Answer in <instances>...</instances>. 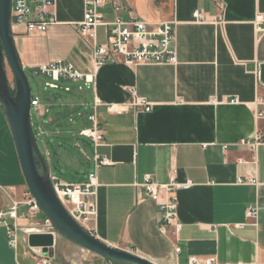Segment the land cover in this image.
<instances>
[{
    "label": "crops",
    "instance_id": "obj_1",
    "mask_svg": "<svg viewBox=\"0 0 264 264\" xmlns=\"http://www.w3.org/2000/svg\"><path fill=\"white\" fill-rule=\"evenodd\" d=\"M87 1L54 0L55 25L44 35H28L25 26L12 25L25 71L59 60L84 74L93 71L92 46L77 32ZM220 4L224 24L193 21L196 9L218 16ZM123 7L119 16L125 20L177 22L178 63H108L98 71L96 89L90 88L92 104L95 98L104 105L126 104L131 101L128 88L134 86L153 108L123 115L105 106L97 110L105 133L98 152L111 164L97 169L98 216L83 228L152 264H188L192 256L215 257L217 264H264V144L255 152L240 145L243 139L264 138V120L255 117L264 111V104L257 105L264 101V31L259 30L264 29V0H123ZM113 8L109 3L100 10L105 22L114 20ZM106 40L107 27L100 26L97 43ZM73 83L79 91L83 87ZM64 87L73 92L70 85ZM173 168L179 182L194 184L178 192L183 230L177 239L162 234L157 204L136 187L147 175L169 182ZM240 179L256 184H240ZM29 194L0 103V213ZM26 209L21 205L18 210L19 225H41L46 219ZM249 209L256 211L255 218L247 216ZM10 223L8 216L0 220V264H115L58 234L52 257L31 248L21 233L12 248L6 230Z\"/></svg>",
    "mask_w": 264,
    "mask_h": 264
},
{
    "label": "built area",
    "instance_id": "obj_2",
    "mask_svg": "<svg viewBox=\"0 0 264 264\" xmlns=\"http://www.w3.org/2000/svg\"><path fill=\"white\" fill-rule=\"evenodd\" d=\"M109 3L113 4L115 18L111 22H105L100 10ZM220 14L210 16L202 10L196 9L192 14L193 21L198 24H224V5L220 4ZM124 10L123 0H88L83 16V21L78 25L77 32L81 39L88 40L92 46L93 71L88 74L80 72L71 62L54 61L46 65L30 67L29 72L34 76H43L48 79L46 87L51 90L64 89L70 92V87H62L60 82L82 83L84 88L96 89L98 71L108 63L125 64L130 67L150 64H171L178 63L175 48V26L177 22H163L151 24L137 18L125 20L119 16ZM12 25L25 26L28 35H44L49 28L55 25L54 0H13ZM100 26L107 27V40L103 44L97 43V30ZM261 32L263 28H259ZM259 69L257 70V73ZM131 101L126 104H102L95 98L93 104L94 113L90 116L93 127L81 130L80 137L91 140L94 146L95 170L90 172L88 179L82 183H65L57 179L51 173V180L55 193L72 218L79 224L97 218L98 208L95 201L98 189L97 169L103 165H110L108 158L99 154L98 150L105 140V133L102 129L96 112L101 106H105L109 113L123 115L130 110L138 113H150L152 104L138 95L136 87L128 88ZM237 103V101H232ZM212 104L217 105L213 100ZM264 104L262 99L257 101V105ZM32 111L42 118L49 113V108L44 106L39 97L32 95ZM31 111V112H32ZM257 120H264V111L255 113ZM40 132V131H39ZM36 132V138L39 135ZM41 136H46V132H40ZM264 144V138L258 135L254 140L243 139L240 145L248 147L251 151ZM240 184H256L255 180H238ZM194 186L193 182H179L177 170L173 168L170 172L169 182L161 184L155 182L152 176L147 175L142 184H136L137 188L143 189L146 197L154 201L159 210L160 231L165 236L178 238L183 230V224L179 218V198L178 192L189 190ZM21 205H27L31 212L41 213V210L31 194L22 202H12L7 212L0 213V220L4 221L8 216L10 224H6L9 238V246L16 248L19 242V235L24 234H52L57 235V231L52 222L46 218L41 225L21 226L18 224V210ZM249 218H255L256 211L249 209ZM243 228V226H239ZM91 233V232H90ZM176 253H180V248L176 247ZM42 264H49L43 261ZM188 264H217L215 257L192 256Z\"/></svg>",
    "mask_w": 264,
    "mask_h": 264
},
{
    "label": "water",
    "instance_id": "obj_3",
    "mask_svg": "<svg viewBox=\"0 0 264 264\" xmlns=\"http://www.w3.org/2000/svg\"><path fill=\"white\" fill-rule=\"evenodd\" d=\"M13 0H0V103L3 105L22 173L29 192L41 212L54 225L57 234L88 252L107 261L121 264H152L139 256L107 245L76 222L55 193L48 162L38 146L32 124V91L14 44L11 30ZM7 66L14 77L10 86ZM31 248L53 256L55 236L31 234Z\"/></svg>",
    "mask_w": 264,
    "mask_h": 264
},
{
    "label": "rangeland",
    "instance_id": "obj_4",
    "mask_svg": "<svg viewBox=\"0 0 264 264\" xmlns=\"http://www.w3.org/2000/svg\"><path fill=\"white\" fill-rule=\"evenodd\" d=\"M6 70L10 86L14 88L13 74L8 66ZM26 73L32 95L39 97L42 104L49 108L46 117L40 118L34 110L31 117L34 131L46 132V136H41L39 132L37 143L48 160L51 173L67 183L86 181L94 165V146L91 140L80 137L79 133L93 127L90 120L93 109L90 88L79 91L73 82H60L63 88L70 85L73 92L51 90L45 86L46 77L34 76L29 71ZM51 118L54 119L50 123Z\"/></svg>",
    "mask_w": 264,
    "mask_h": 264
},
{
    "label": "trees",
    "instance_id": "obj_5",
    "mask_svg": "<svg viewBox=\"0 0 264 264\" xmlns=\"http://www.w3.org/2000/svg\"><path fill=\"white\" fill-rule=\"evenodd\" d=\"M42 154H43V153H42ZM43 156H44L45 161L48 162L46 156H45L44 154H43ZM44 216H45V215H44ZM45 218H46V216H45ZM113 263H115V264H121V263H117V262H113Z\"/></svg>",
    "mask_w": 264,
    "mask_h": 264
}]
</instances>
